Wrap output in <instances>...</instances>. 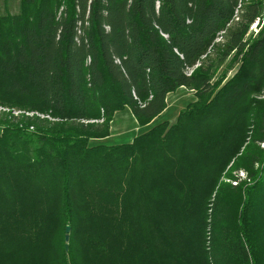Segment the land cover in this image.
Instances as JSON below:
<instances>
[{
  "label": "trees",
  "instance_id": "obj_1",
  "mask_svg": "<svg viewBox=\"0 0 264 264\" xmlns=\"http://www.w3.org/2000/svg\"><path fill=\"white\" fill-rule=\"evenodd\" d=\"M237 2L0 14V264H264V26L247 35L262 0L235 20ZM179 88L195 101L173 123L97 143L116 112L148 125ZM234 171L249 182L223 183Z\"/></svg>",
  "mask_w": 264,
  "mask_h": 264
},
{
  "label": "crops",
  "instance_id": "obj_2",
  "mask_svg": "<svg viewBox=\"0 0 264 264\" xmlns=\"http://www.w3.org/2000/svg\"><path fill=\"white\" fill-rule=\"evenodd\" d=\"M166 101H167V107L162 112V114L165 113V111L168 109V107L170 105H173V106L178 105V106H180V105H182V104H184L186 102H187L186 104H189V103L195 101L194 92L190 91V90H187V89H184V88H179V90L168 94L167 98H166ZM168 101L170 102V104H168ZM183 108H184V106H183ZM183 108L178 107V110H177L178 112H176V114L174 116H172L171 119H168V120L165 119V120H162L160 122L168 121L169 123H173V121L175 120V118L178 115L179 111L182 110ZM120 112L124 114L123 115L124 117H122V118L124 120H127V122L126 123H122L123 120L116 121V119H115L116 118V114H114V116H113V118H112V120L110 122L109 136L104 138L101 141V143H105L106 141H109V140H112V139L125 141V142H122V143H119V144L130 143L133 140L134 137L146 132L152 126L160 123V122H157L158 118H159V117H157L150 124H148L147 126L139 127L137 125V122L135 121V119H134V117L131 114L129 109H125V110L120 111ZM111 145H117V144H111Z\"/></svg>",
  "mask_w": 264,
  "mask_h": 264
},
{
  "label": "rangeland",
  "instance_id": "obj_3",
  "mask_svg": "<svg viewBox=\"0 0 264 264\" xmlns=\"http://www.w3.org/2000/svg\"><path fill=\"white\" fill-rule=\"evenodd\" d=\"M18 8H19V0H0V14H15V13H17V11H18ZM264 26V24H262V23H259L256 27H255V29H254V31H251L252 32V34L253 35H250L252 38L253 37H255L257 34H258V32L262 29V27ZM219 40L220 39H218L216 42H219ZM222 70H223V67H220L219 68V70H218V73H217V75L219 74V73H221L222 72ZM232 74V72H228V76H230ZM177 90H179V89H177ZM176 90V91H177ZM256 99H258V100H263L264 101V88H263V91L261 92V94L256 98ZM166 103H167V101H166ZM183 103V102H182ZM187 103V102H186ZM186 103H184V104H182V105H180V106H178V105H175V106H173V105H170L169 107H168V109L165 111V113H161L158 117V121L157 122H160V121H162V120H168V119H171V117L172 116H174L175 114H176V112H178L177 110H178V107H181V108H183V106H184V108L186 107ZM168 104H170V102L168 101ZM183 108V109H184ZM127 109V108H126ZM125 110V109H124ZM123 111V110H122ZM6 112V111H5ZM120 112V111H119ZM119 112H116L115 114H116V121H118V120H123L122 121V123H126L127 122V120H124L122 117H124L123 115V113H119ZM125 113V112H124ZM114 116V115H113ZM118 117V118H117ZM121 117V118H120ZM157 118V117H156ZM152 122V121H151ZM150 122V123H151ZM156 122V123H157ZM174 122V121H173ZM149 123V124H150ZM138 125V124H137ZM139 126V125H138ZM145 126H147V125H145ZM139 127H143V126H139ZM109 128H110V125H109ZM103 140V139H102ZM102 140H97V143H101V141ZM122 142H125V141H122V140H116V139H112V140H109V141H106L105 143H103L104 145H111V144H119V143H122ZM260 148L261 149H263V147H262V145L260 146ZM264 150V149H263ZM236 171H234L233 172V177L231 178V177H228V178H223L222 180H223V183H226V184H231L233 181H235L236 180ZM246 175V174H245ZM247 181V182H249L248 180H247V178L245 177L244 179H242V180H239V183L240 182H242V181ZM232 185V184H231Z\"/></svg>",
  "mask_w": 264,
  "mask_h": 264
},
{
  "label": "built area",
  "instance_id": "obj_4",
  "mask_svg": "<svg viewBox=\"0 0 264 264\" xmlns=\"http://www.w3.org/2000/svg\"><path fill=\"white\" fill-rule=\"evenodd\" d=\"M245 1H246V0H238V2H237V7H236V9H235V13H234V16H233V18H234L235 20H237L238 13H239V11L241 10L242 5H243V3H245ZM261 6H262V13H261V15L255 20V22L250 26V28H249V32H248L247 35H253L251 31H254L255 27H256L259 23L264 24V0H262ZM0 111H6V112H7L8 110H7V109H4V108H0ZM13 114H14V115H17L18 112H13ZM30 115H31V114H30ZM261 145H262V147H263V149H264V142H263ZM245 177H246V175H245V173H244L243 171H238V172L236 173V180L233 181L231 184H232V185H236V184L239 182V180H242V179H244Z\"/></svg>",
  "mask_w": 264,
  "mask_h": 264
},
{
  "label": "water",
  "instance_id": "obj_5",
  "mask_svg": "<svg viewBox=\"0 0 264 264\" xmlns=\"http://www.w3.org/2000/svg\"><path fill=\"white\" fill-rule=\"evenodd\" d=\"M69 232H70V227L66 226L65 227V235H64V242H65L64 248H65V250H67V247H68Z\"/></svg>",
  "mask_w": 264,
  "mask_h": 264
}]
</instances>
